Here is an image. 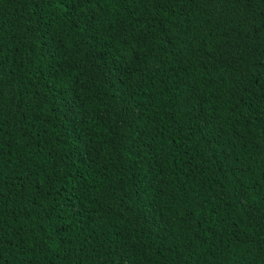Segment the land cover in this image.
Wrapping results in <instances>:
<instances>
[{"label":"trees","instance_id":"1","mask_svg":"<svg viewBox=\"0 0 264 264\" xmlns=\"http://www.w3.org/2000/svg\"><path fill=\"white\" fill-rule=\"evenodd\" d=\"M0 264H264V0H0Z\"/></svg>","mask_w":264,"mask_h":264}]
</instances>
